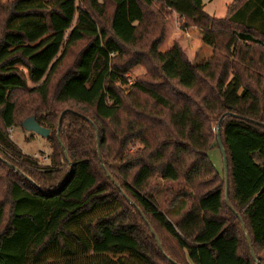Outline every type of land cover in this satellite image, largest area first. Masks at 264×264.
I'll use <instances>...</instances> for the list:
<instances>
[{"label":"trees","instance_id":"1","mask_svg":"<svg viewBox=\"0 0 264 264\" xmlns=\"http://www.w3.org/2000/svg\"><path fill=\"white\" fill-rule=\"evenodd\" d=\"M260 19L264 0H233L224 19L207 15L202 0H11L0 21V169L8 182L0 264H264ZM80 43L55 88L52 78ZM136 65L146 74L131 83ZM16 92L31 106L19 109ZM23 114L50 131L54 156L68 166L63 176L40 171L10 140ZM220 119L228 204L224 172L208 156L218 149ZM156 177L165 210L150 193ZM178 205L184 210L172 219ZM152 222L174 244L164 245Z\"/></svg>","mask_w":264,"mask_h":264},{"label":"rangeland","instance_id":"2","mask_svg":"<svg viewBox=\"0 0 264 264\" xmlns=\"http://www.w3.org/2000/svg\"><path fill=\"white\" fill-rule=\"evenodd\" d=\"M47 3L52 0H45ZM81 0H77L79 3ZM233 0H202L203 4V11L211 16L214 19H224L226 16L227 6L232 3ZM11 3V0H0V21H3L5 18V11L8 9L9 5ZM153 11H158L161 13L162 17H166V14L163 13L155 3L153 4L152 8ZM111 5L110 3H107L106 9H105V15L102 18V22L99 24L101 26H108V22L111 15ZM264 19H260L258 21V24L264 25ZM182 23V20L179 16L174 15V20L172 21L173 27L176 31L180 30V25ZM175 36V35H174ZM222 43H225L224 39H221ZM85 43H80L79 45H76L73 49L70 50L67 59L64 60L62 66L60 67V70L58 74L52 78V85L56 88V85L60 78L67 73L70 69H72L73 63L76 60L78 54L83 49ZM86 46V45H85ZM132 52V50H131ZM125 59H128L127 57ZM20 71H22L26 75V71L23 68H19ZM146 68L142 65H136L134 66L131 71L129 72V82L133 83L135 79L141 78L146 74ZM29 87H32V84L28 83ZM127 89V88H124ZM13 101H16V104L19 109H25L27 107H30L31 105V98L26 97L24 93L22 92H16L13 96ZM66 106L62 105L59 108L61 110H64ZM25 118V114L19 115L18 121L23 122ZM10 130V132H9ZM8 130V136L11 141L15 143V145L18 147V149L26 156H30L34 158L35 156L37 158H34L39 167L40 171H59L60 175L63 176L68 169V166L65 165L64 161L62 160V157L54 156L52 145L49 144L47 140H44L38 136H35L34 134L25 132L22 127H13ZM51 156L55 157V162L57 168H53V165L51 164ZM209 160L211 161L212 165L216 169L217 172L222 173L223 171V165H222V158L220 155V152L218 149H213L209 151L208 153ZM103 164V163H102ZM104 166V165H103ZM105 167V166H104ZM8 182H7V175L6 172L2 171L0 169V204L5 206V212H8V193L6 191ZM165 184L156 177L151 185V194L154 196L156 203L159 205L161 210L166 209V205L164 197V189L163 187ZM184 208H182L181 205L176 206L175 208L171 209L169 211V214L171 215V218L174 219L175 215H179ZM153 229L157 233L160 241L162 240V243L164 245H172L173 242L168 239V236L163 232V230L156 225L155 223H151ZM264 256V253L262 254ZM180 260V259H179ZM182 261V259H181Z\"/></svg>","mask_w":264,"mask_h":264},{"label":"water","instance_id":"3","mask_svg":"<svg viewBox=\"0 0 264 264\" xmlns=\"http://www.w3.org/2000/svg\"><path fill=\"white\" fill-rule=\"evenodd\" d=\"M65 114V111L61 114L59 120H58V127H57V132L59 131L60 127H61V120H62V117L63 115ZM220 123H221V119L218 121L217 123V128H216V141H217V145H218V149H219V152H220V155H221V158H222V165H223V172H224V183H225V200H226V203L228 204V167H227V156H226V152L223 148V145H222V142H221V136H220ZM22 129L27 132V133H31V134H34L35 136H38L44 140H48L49 136H50V131L48 129H45L41 126H39L36 121H35V118L34 117H28L26 118L23 122H22V125H21ZM64 156H65V159H67V156H66V153H64ZM98 158L100 159V154L98 152ZM0 160H2L0 158ZM101 166L103 169L104 166L103 164L101 163ZM106 175L107 177L111 180V176L106 172ZM117 187V185H116ZM118 191L122 194V196L125 197V195L121 192V189L119 187H117ZM126 201L134 206L127 197H125ZM135 207V206H134ZM229 209L231 210V208L229 207ZM232 211V210H231ZM139 212V210H138ZM233 212V211H232ZM142 219L145 221V224L150 228L148 222L146 221L145 217L141 214V212H139ZM238 217V215H237ZM242 229L243 231L245 232V229H244V226L242 225ZM150 233L152 234V236L155 238L157 244H158V247L159 249L162 251V248H161V245L159 243V240L158 238L156 237V235L154 234V232L150 229ZM245 239L248 243V246H249V249H250V252H251V255H252V258L254 261L255 260V257H254V254H253V250H252V246H251V242H250V239H249V236L247 234H245ZM257 264V262H256Z\"/></svg>","mask_w":264,"mask_h":264},{"label":"crops","instance_id":"4","mask_svg":"<svg viewBox=\"0 0 264 264\" xmlns=\"http://www.w3.org/2000/svg\"><path fill=\"white\" fill-rule=\"evenodd\" d=\"M177 217H178V215H175V217H174V218L176 219Z\"/></svg>","mask_w":264,"mask_h":264},{"label":"built area","instance_id":"5","mask_svg":"<svg viewBox=\"0 0 264 264\" xmlns=\"http://www.w3.org/2000/svg\"><path fill=\"white\" fill-rule=\"evenodd\" d=\"M129 84H130V83H129ZM9 132H10V130H9ZM34 158H37V157L35 156Z\"/></svg>","mask_w":264,"mask_h":264}]
</instances>
